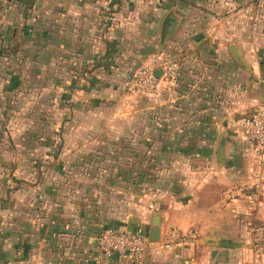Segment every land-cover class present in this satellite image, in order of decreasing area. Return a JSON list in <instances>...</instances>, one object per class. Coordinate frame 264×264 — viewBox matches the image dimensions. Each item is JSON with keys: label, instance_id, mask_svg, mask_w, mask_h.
Listing matches in <instances>:
<instances>
[{"label": "rangeland", "instance_id": "374dc122", "mask_svg": "<svg viewBox=\"0 0 264 264\" xmlns=\"http://www.w3.org/2000/svg\"><path fill=\"white\" fill-rule=\"evenodd\" d=\"M8 1L14 0L0 4ZM16 1L28 5L11 15H19L22 23L10 20L11 39L0 41V225L13 224L21 198L43 195L47 188L73 202L86 196L104 214L114 213L116 223L124 221L147 235L141 226L151 219V208L157 211L165 200L184 195V181L198 172L181 163L171 167L172 153L146 149L157 142L159 101L135 95L131 88L138 70L156 55L144 64L135 58L121 73H69L61 46V0ZM209 1L229 17L219 28L234 31L248 59L264 71V0ZM30 2H36L33 9ZM14 27L35 29L17 41ZM104 75L107 81L100 82ZM242 142L246 177L231 179L230 198L222 201L230 206L229 216L207 218L202 235L214 236L217 247L187 251L195 264H264V158L254 143ZM212 229L218 232L210 234Z\"/></svg>", "mask_w": 264, "mask_h": 264}, {"label": "crops", "instance_id": "0c3cea01", "mask_svg": "<svg viewBox=\"0 0 264 264\" xmlns=\"http://www.w3.org/2000/svg\"><path fill=\"white\" fill-rule=\"evenodd\" d=\"M30 3L33 9L36 2ZM27 6L16 0L0 4V41H10L6 25L10 20L21 24L19 15H11ZM223 6L228 8L229 2ZM61 8V46L69 73H121L135 58L144 64L155 55L179 63V78L161 79L157 94H133L159 101L157 142L146 149L172 153L171 167L181 163L198 172L184 181V195L159 203L157 211L151 208V219L144 220L141 229L149 238L153 217L159 216L160 239L150 241L139 264H195L187 251L217 247L202 235L208 230L207 218L229 216L230 206L225 208L222 201L230 198L231 179L246 177L241 169L248 163L240 162L239 155L246 139L240 119L264 104L261 63L248 59V51L234 40V31L219 28L229 17L218 14L221 7L209 0H61ZM32 20L35 26L36 19ZM15 29L13 38L21 41L24 31L35 28ZM106 79L104 75L100 82ZM42 193L21 198L12 213L13 224L0 225V264H127L124 258H103L95 239L103 227L114 224L138 228L116 223L114 213L104 214L86 196L73 202L47 188ZM192 228L197 231L193 243L165 247L171 230ZM214 232L218 229L210 230ZM213 240L217 241L214 236Z\"/></svg>", "mask_w": 264, "mask_h": 264}, {"label": "built area", "instance_id": "2783aa9c", "mask_svg": "<svg viewBox=\"0 0 264 264\" xmlns=\"http://www.w3.org/2000/svg\"><path fill=\"white\" fill-rule=\"evenodd\" d=\"M159 72V74H158ZM180 66L175 60L155 58L151 64L140 68L135 75L132 91L138 94L155 95L161 79L174 82L179 78ZM241 128L247 140L254 143L264 158V109L257 106L249 116L241 119ZM197 233H181L174 230L168 234L165 247L190 243L196 240ZM150 240L140 231L104 227L96 236L95 245L105 259L115 257L127 259V264H139L146 254Z\"/></svg>", "mask_w": 264, "mask_h": 264}, {"label": "water", "instance_id": "95a60500", "mask_svg": "<svg viewBox=\"0 0 264 264\" xmlns=\"http://www.w3.org/2000/svg\"><path fill=\"white\" fill-rule=\"evenodd\" d=\"M165 26H166V22L163 23V30L161 33V41H163V39H164ZM231 48H234V47H231ZM158 74H159V72H158ZM152 225H153V228L151 229L149 240L151 242H156L160 239L159 216L155 215L153 217ZM208 243L209 244H218V242H216L214 240L213 241L208 240Z\"/></svg>", "mask_w": 264, "mask_h": 264}]
</instances>
